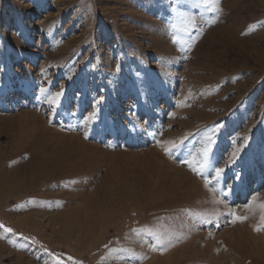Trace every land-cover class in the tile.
I'll use <instances>...</instances> for the list:
<instances>
[{
    "label": "rangeland",
    "instance_id": "obj_1",
    "mask_svg": "<svg viewBox=\"0 0 264 264\" xmlns=\"http://www.w3.org/2000/svg\"><path fill=\"white\" fill-rule=\"evenodd\" d=\"M0 264H264V0H0Z\"/></svg>",
    "mask_w": 264,
    "mask_h": 264
}]
</instances>
